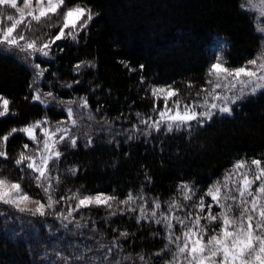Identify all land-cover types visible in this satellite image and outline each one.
Here are the masks:
<instances>
[{
    "label": "trees",
    "instance_id": "trees-1",
    "mask_svg": "<svg viewBox=\"0 0 264 264\" xmlns=\"http://www.w3.org/2000/svg\"><path fill=\"white\" fill-rule=\"evenodd\" d=\"M65 2L91 8L96 15L76 41H58L50 59L36 60L44 71L41 90L54 93L65 105L86 102L90 117L84 122L85 129H92L80 132L74 147L67 142L61 149L54 174L64 183L57 187L56 197L79 190L123 200L131 192L160 200L175 198L190 205L198 202L207 187L221 182L235 161L264 160V92L242 99L231 115L216 114L202 127L195 124L183 131L166 132L151 126L154 114L163 107L152 95L155 85L177 89L182 103L192 104L206 95L201 90L208 88L209 47L215 36L229 42L226 61L233 68L259 49L261 37L241 0ZM33 87V70L18 50L0 49V96L10 101L9 113L0 118V136L43 119L67 121L63 108L36 101ZM24 144L32 148L24 133L10 137L9 159L0 158V166L18 178L23 175L27 188L39 193L30 179L31 170L22 173L24 166L18 168L14 163ZM184 184L195 193L191 201L183 200ZM61 207L57 209L63 210ZM86 212L99 220L94 224L102 233L97 232L99 240L119 238L125 251L121 249L130 257L125 264H142L140 256L146 264L158 262L155 254L165 240L160 228L137 224L128 216L106 222L99 210L91 214L82 210L74 218ZM50 222L39 226L28 218L0 213V264H93L88 258L92 250L80 260L75 249L65 246L72 239L79 242L82 232L91 234L88 221L75 223L69 232L78 234L70 238ZM125 232L127 236H122ZM35 240L39 246L33 248Z\"/></svg>",
    "mask_w": 264,
    "mask_h": 264
},
{
    "label": "snow or ice",
    "instance_id": "snow-or-ice-1",
    "mask_svg": "<svg viewBox=\"0 0 264 264\" xmlns=\"http://www.w3.org/2000/svg\"><path fill=\"white\" fill-rule=\"evenodd\" d=\"M241 7H244V3ZM253 7H256L255 3ZM258 10L264 15V0H260ZM94 15L96 14L91 8L79 4L69 6L65 0H0V46L6 50L17 49L29 56L39 53L48 57L52 45L58 41L68 38L76 41L79 32L87 29ZM53 17L56 18L55 21ZM52 27H58V31L47 41L43 37L48 36V32H43V36L36 34L44 28ZM258 30L264 32V27ZM34 66L40 69V64ZM76 67L79 68L80 65ZM129 70L135 71L131 68ZM41 74L42 70L37 73ZM208 76L211 79L207 84L211 85V88L201 91L215 100L230 101L234 104L244 95H255L257 91L264 89V52L235 68L227 66V62L220 57L211 65ZM217 89L238 94L220 95L217 94ZM200 94L198 92L197 96ZM152 95L163 101L164 110L159 113L160 120L151 125L157 131L161 125H166L169 132L173 130V126L190 128L193 121L202 127L203 121L210 120L215 114L212 110L228 114L232 111L228 103L222 106L212 103L209 111L198 113L196 108L207 106V101L205 100L202 105L182 103L180 92L171 86L155 88ZM35 99L39 100V95ZM9 105L10 101L0 96V117L9 113ZM84 106H87L86 102ZM68 115L72 116L71 109L68 110ZM73 123L75 124V121ZM40 126L37 122L20 129L12 128L0 136V158L9 159L6 149L10 137L17 132L27 135L28 139L37 145V149L32 155H28L29 145L24 144V151L19 153L14 163L18 168L24 166L20 169L22 173L24 169L31 170L34 175H31L30 179L43 190L47 199H34L28 194L22 187L23 175L18 180H11L5 175L0 176V204L14 207L21 213L28 212L34 216L57 215L67 220L73 212L81 208L104 207L113 210L114 206H131L138 200H143L142 195H133L131 192L127 194L126 199L119 200L115 195L85 194L79 190L71 192L70 195L56 197L54 192L61 179L53 175V171L63 155L58 144L67 137L60 136L54 140L56 133L45 129L43 131L45 139L41 140L35 131ZM70 144L74 147L76 140L71 139ZM181 188L183 200L191 201L195 195L192 189L186 184L181 185ZM204 195L210 197L209 202L206 203ZM65 200L76 202L75 205H68L66 215L56 207ZM165 203L167 212H160L159 217L157 210H160L162 205L158 198L147 208L127 207V211L130 212L139 210L141 215L137 222L152 219L165 228L168 243L162 251L169 252L170 258L166 259L164 264H264V160L252 159L250 164L245 161L237 162L233 169L226 173L223 181L212 185L199 197L198 202L190 205L176 201ZM30 204H35L36 207H28ZM191 208L197 211L195 213L187 211L183 217L176 214ZM214 208L219 211L214 212ZM111 214L116 215V211H111ZM218 220L220 223L217 227H209L215 225ZM121 235L127 236V233ZM171 244H175L174 249L168 247ZM161 254L156 253L157 256ZM139 259L143 261L144 257L140 256ZM117 264L120 262L117 261Z\"/></svg>",
    "mask_w": 264,
    "mask_h": 264
},
{
    "label": "rangeland",
    "instance_id": "rangeland-1",
    "mask_svg": "<svg viewBox=\"0 0 264 264\" xmlns=\"http://www.w3.org/2000/svg\"><path fill=\"white\" fill-rule=\"evenodd\" d=\"M241 1H242V3H244L243 10H245L249 15L252 16L255 31L261 37L260 47L251 57V59H253L256 56H258L261 52H264V32H260L258 30L260 27H264V15H262L261 12L258 10L259 6H260V0H251V2H245V0H241ZM253 3L256 4V7H253ZM53 20L55 21L56 18L53 17ZM54 29H55V33H56L58 31V27L44 28L36 34L43 36V32H45V31L48 32V36L43 37V39L47 41L51 35H54V34H52ZM68 39L72 40L71 38H68ZM61 41H63V40H61ZM228 47H229V42L226 39H223L221 37L216 38V36L213 38V40L210 44V47H209L210 54H211L209 69H210L211 65L213 63L217 62V60L220 57H223V59L226 61V52L228 51ZM0 49L3 50L5 48L3 46H0ZM10 50H14V49H10ZM18 55L33 70V73H34L33 95H34V98L37 95H39V97H40L39 100H37V99H35V100L41 102L44 106H51L52 105L58 109L63 108L64 112H66V114L68 116L67 121L63 120V121H59L56 123L50 122L48 119H43L41 121H38L41 126H40V128L35 130L37 137L41 140L45 139V137H43V131L45 129L49 130L50 132L56 133L54 140L58 139L60 136L67 137V139H65L62 143L58 144V148L61 150L65 146V143H67V142L70 143L71 139H77L76 136L81 134L80 132L85 133L86 131L92 129L91 127H89L90 128L89 129L87 126H86L87 129H85L86 124H84V122L88 121L89 117H90V116L88 117V115L90 113H88L89 111L87 109V106L86 107L84 106L85 103L79 102L77 104L76 103H69V104L65 105V103L62 104V102L57 100V96L54 93L53 94L51 93V95H49V93L46 94V93L42 92L41 83H42L44 71H43L42 67H40V69H37L34 65L38 64L36 62L37 59H42V60L50 59L51 53L49 52L48 57H44V56L40 55L39 53H35L32 56H29L27 53L18 51ZM227 66H228V62H227ZM209 69H208V71H209ZM41 70H42V74L37 75V73L40 72ZM209 79H211V77L208 76V80ZM207 85H208V89H210L211 85H209V84H207ZM158 87H169V86L164 85V84H157L154 86V89L158 88ZM260 92H264V89L257 91L255 95H257ZM217 94L233 96L234 94H238V93L224 92L222 89H217ZM250 96H253V95H251V94L244 95L241 99L237 100L236 103L232 104V103H230V101L226 102V101H222V100H215L211 96H207V94H206L202 100L197 101V102L192 103V104L202 105V104H204L205 100L207 101V106L196 108V111L198 113L209 111L210 110L209 106L212 103H216L217 105H220V106H222L225 103H228V106L233 110V108L235 107V105L238 102H240L242 99L250 97ZM69 109L72 110V116L71 117H69V115H68ZM162 110H164L163 107L159 111H156L158 113L156 115L154 114V116H156V117H155V121L152 124H154L155 122L160 120L159 113ZM212 111L215 113L214 115H216V114H218V115H231L228 113H220L218 110H212ZM231 113H232V111H231ZM73 121H75V124L73 123ZM206 121H208V120L203 121V123ZM33 124H35V123H33ZM33 124H31V125H33ZM195 124H197V123L195 121H193L192 126ZM161 128H163L166 132H169L166 130V125H161L160 129ZM188 128L189 127H187V126L181 127V128H176L175 126H173V130L171 132H179V131L186 130ZM61 129H66L67 131H59ZM93 129H95V128L93 127ZM153 129H154V131H157V130H155V128H153ZM25 136L27 137V135H25ZM30 141L32 143V148L28 149V153H30V155H32L33 152L37 149V145L32 140H30ZM22 151H24V149H22ZM239 161H245L249 164L251 162V160H248V159L237 160L233 163V165L230 167V169L225 172V175L230 170H232L233 166ZM5 175L8 176V178L11 180H18L19 179L17 176L14 175L13 171L0 166V176H5ZM53 175H55L54 171H53ZM250 175H251V173H250ZM63 180L64 179L61 178V183L63 182ZM21 183H22V187L24 188V190L28 194H30L34 199H40V200H46L47 199L46 195L44 194V192L41 188H39L40 189V191H38L39 193L31 192L29 190V188H27V186L23 182H21ZM216 183H214V184H216ZM53 184L55 185V181H53ZM214 184H212V185H214ZM212 185L207 187L206 192ZM56 191H57V187H56V190L54 192L55 194H56ZM93 194H95V193H93ZM137 194L142 195L143 200H138L136 202V204L131 205V206H124V205H120L118 207L114 206L113 210H108L104 207H90V208H81L77 212L79 213L82 210H86V211L88 210L91 214V212L93 210H99L100 211L99 214L102 215L101 220L106 221V222H109V221L113 220L115 217H120V216H128L130 218L132 217L137 222V218L141 215L139 210H137L136 212H130V211H127V207H136L138 209L140 206H143V207L147 208L149 205L153 204V202L157 199L155 197L149 196L148 194H144V193H137ZM64 195H65V193H64ZM133 195H136V194H133ZM159 201L161 202L162 206H161L160 210H157V217H159L160 212H167V204L165 202H169V203L173 202V201L177 202V200L175 198L168 199V200H160L159 199ZM205 201H206V203L209 202L210 197L207 196ZM68 203H69V201H62L61 204L57 205L56 207L62 206L61 208H63V210H61V209H59V210L62 211L66 215L68 212V205H69ZM75 203H76L75 201H71V205H75ZM28 207L35 208L36 205L30 204V205H28ZM111 211H116V215H112ZM213 211L216 212V211H219V209L214 208ZM77 212H73V214L67 220H64V219L58 217L57 215H45V216L35 215L34 216L28 212L21 213V212L17 211V209L14 207L4 205V204H0V213L9 214L13 218H17V217L28 218L29 220L35 222L39 226L44 225L46 223L51 225L50 221L53 220L52 224L54 223L53 224L54 227H58L57 228L58 231L59 230L65 231V236H69V238L73 237V235L77 236V234H78V233L74 234V232H69L70 228H73L75 223H80V222L86 223L88 221L87 225L88 226L92 225V228H90L91 234H89L88 231L87 232L85 231L84 233L82 232L79 235V237H80L79 242H78V239H72L71 242H65V246H68L70 248L75 249L76 252L74 253V255L76 258L79 257L80 260L85 253H90V250H92V253L89 254L88 258L91 260V262L93 264H117V261H119L120 264H125L124 261L125 260L127 261V259H125V258L127 257L129 259L130 257L127 256L123 252L124 247L122 246V243L119 240V238H115V237L112 238L111 237L110 239L105 240V241L99 240L98 236H97V232L101 233V231H100V229H98L94 226V224H98L97 222H99L96 215L89 217L88 212H86L84 214V216H82L80 218H74V215ZM186 212L187 211L183 210V211L178 212L176 214L183 217ZM201 222L207 223L206 221H201ZM219 223H220V221L218 220L215 225H209V227L210 228L211 227H217L219 225ZM137 224H145V225H150V226H153L156 228H160L163 231V235H164V239H165L164 240V246L168 243L167 239H166L167 233H166V230L163 227V225L156 224L154 222V220H152V219H142L139 222H137ZM177 228H178V226H177ZM33 234L37 235L36 232H34ZM56 236H58V234H56ZM98 242H99V244L101 243L102 246L99 247ZM38 246H39V244L36 240L31 243V247H33V248L34 247L36 248ZM164 246L156 252V253L161 252L162 254L160 256H157L155 254L156 255L155 258L158 260V262L155 264H164V261L166 259L170 258L169 252L162 251L164 249ZM168 247L170 249H174L175 244L168 245ZM65 252H66V249H65ZM145 258H147V256H145ZM145 261L144 260L140 261V263L143 264V263H145Z\"/></svg>",
    "mask_w": 264,
    "mask_h": 264
}]
</instances>
